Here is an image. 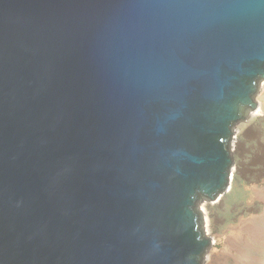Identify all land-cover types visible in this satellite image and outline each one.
<instances>
[{"label":"water","instance_id":"obj_1","mask_svg":"<svg viewBox=\"0 0 264 264\" xmlns=\"http://www.w3.org/2000/svg\"><path fill=\"white\" fill-rule=\"evenodd\" d=\"M264 78V0H0V264H202Z\"/></svg>","mask_w":264,"mask_h":264},{"label":"rangeland","instance_id":"obj_2","mask_svg":"<svg viewBox=\"0 0 264 264\" xmlns=\"http://www.w3.org/2000/svg\"><path fill=\"white\" fill-rule=\"evenodd\" d=\"M263 81L255 100L264 92ZM251 111L233 128L231 141L238 142L236 150H231L233 164L238 166L233 184L221 200L216 196L199 204L204 202L207 207V235L215 240L202 264H264V113L254 115L251 125L241 131L236 133L235 129L249 119ZM209 252L213 254L211 262L206 258Z\"/></svg>","mask_w":264,"mask_h":264},{"label":"bare ground","instance_id":"obj_3","mask_svg":"<svg viewBox=\"0 0 264 264\" xmlns=\"http://www.w3.org/2000/svg\"><path fill=\"white\" fill-rule=\"evenodd\" d=\"M261 85L264 87V81L261 83ZM255 101H256V107L250 112L249 119L246 120L245 123H243V124L241 123V124H238L236 126V128H235L236 133L241 131L245 126H250L252 123V118L254 117V115H257V114L262 113V112L264 113V92L262 94L258 95L257 100H255ZM237 147H238V142L236 139H233L231 141V150H236ZM237 171H238V166H236V164H235L231 168L230 177L228 179L229 187H231V185L233 184L234 179H235V173ZM224 195H225V191H222L217 195L218 197H216V198L221 200ZM200 209H201V212L203 213V228H204L205 234H208L210 231V224H209L210 218L208 216V210H207V207H206L204 202L201 204ZM212 239H213L212 243H214L215 240H214V238H212ZM206 258L209 259V261L211 262L212 258H213V254H211L209 252L207 254Z\"/></svg>","mask_w":264,"mask_h":264}]
</instances>
